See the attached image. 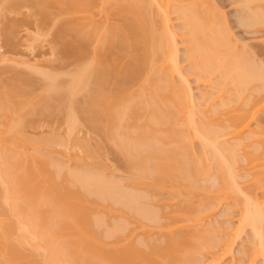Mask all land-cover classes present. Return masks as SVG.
<instances>
[{"label":"bare ground","instance_id":"1","mask_svg":"<svg viewBox=\"0 0 264 264\" xmlns=\"http://www.w3.org/2000/svg\"><path fill=\"white\" fill-rule=\"evenodd\" d=\"M31 1L32 0H6L5 5L7 8L4 7L5 5L3 7L6 8L5 10L7 12V10L10 11L9 9H11L12 11V9L14 10V8L21 7L25 3L28 6H31L29 4L30 2L32 5L36 4L35 6H37L38 8L35 7V9H39V12H41V14H45V13L49 14L50 9H52V7H54V9L55 7H58L61 10L62 16L63 14H66V15L69 14L73 16L71 20H68L70 18L64 19V20L62 19L64 21V25L62 23L63 26L60 29L63 35L65 34L66 37L70 35L69 37H71V39L73 38L71 40L72 42L66 41L67 43L65 44L64 41L62 40H65L66 38L64 36L65 39H63L62 35L59 34L60 32L58 33L60 36L57 35L56 40L58 41V44L63 43L61 48L63 47L64 44L66 45L65 49L62 48L64 50V51L62 50L63 54L65 53V56H66L65 60H67L68 57L69 59L77 58L76 61L79 62L76 70L75 71L73 70V72H71L70 74L71 78H69L70 80L68 83H66V85L60 83L59 82L60 80L57 79V76L52 74L55 72L54 70H53L54 72H50V73L47 72L48 74L46 75H45L46 72L44 73V76L48 81H46L47 83L46 85H44L46 87V89L44 88V90H46V94L42 98L39 99V101H41L39 102L40 104L43 101V105H42L43 110H41L42 113H44L46 110H49V108L50 109L52 108L50 100L53 95H54L53 98H55L56 95L55 94L52 95L50 94V92H56L55 90H59L60 93H62L63 97H61L60 94H58L59 96L57 95V97L54 99V100H57V98L59 97L58 101L60 103L62 102L64 103L68 97L71 98L70 100H72L74 96V99L72 101L67 102V106H68V103H70L69 104L70 106L68 107L65 106L66 108H69L67 109L69 111L67 113H68V123H69L70 129L74 131L77 129V127H80L81 125L80 123L83 122L80 119L84 117V119L86 120V124L89 123V127H92L93 131L94 129H95V132L101 131L100 133L104 134V135L101 134L103 135L101 136L103 138L104 136H106V138H104L105 140L108 138L109 140H113L114 141V142L112 141L113 143H115V140L117 139L121 140L119 141L120 146L118 147H121L122 154L124 155V156L122 155L123 160H125V165L129 168L128 171L131 172V170H133L134 173L135 172L137 173V174H134L133 172H131L134 175H138L139 178H137L136 176V181L138 180L139 182L141 181L142 183L145 182V184L150 182L148 184H150L153 187L152 189L175 190L173 191V193L174 192L176 193V191L177 193L179 192L178 196L180 195V199H182L181 196L183 193L181 192V189L184 188L183 191H185L186 187L189 189L194 188V184H197L196 181L199 182L201 180L200 179L201 176L202 175L205 176V174L207 173L206 171L207 164L204 160L205 158L204 153L207 150L203 151L205 147L206 149L208 148L209 150V153H207L208 151L206 153L211 155L213 158L212 159L213 163L211 162V164L212 165L217 164L216 167L218 171L221 172L220 174L221 182L217 181V182H220V187H217V188H220V189H217L219 191V194L213 195L214 198L215 196L217 197L214 200H218V199L221 200V198L222 199L224 198L223 200L225 201V197L227 198L229 197L233 199V196H236L238 192L240 191L242 192L245 189L244 187H242L244 189L241 190L239 186L240 184L238 185L239 183L238 174H240L241 172L238 173L237 169L235 170V168L238 167L236 165V162L238 163V160L242 158L237 159L236 154H237V150H239L237 148L240 147L241 144H242V147H245L243 146L245 145V143L244 144L242 143L244 138L242 139L240 134H242V137H243V132H245V130L248 129L251 126V124H253L254 121L256 122L257 120L261 119V118L259 119V114L261 113L260 109L262 107V102L264 103V94L261 96L260 93L264 89V68H263L264 66L261 64H258L260 61L257 62V60L255 59H254L255 62L252 59L253 63H250L251 60L246 61V60L240 59L241 57L243 58L244 55L247 56V54H244L245 52L241 53L242 52L241 51L240 53L242 55L239 56L240 54L236 52L237 48L233 52L232 48H235L234 47L235 45L231 46L232 42H230L231 40H229V38L232 36V35L230 36L231 32L227 30V27L223 22L224 19H222L221 17L222 14L215 13L219 9H217V7H216L217 10L211 9L213 5L210 2V0H209V3L206 2V0H38V2L36 3L34 2V0L32 2ZM253 1L249 0V2H253ZM256 1L257 2L259 1L258 2L259 6H261L259 8V13L257 11L259 7L258 5H257L258 6L257 9L254 7L256 9L255 10L256 12L255 13L251 12L252 15L253 14L255 15V16L253 15L254 17L246 13L248 15L247 19L248 20L251 19L250 20L251 24H247L249 22H246L245 25L246 24L249 26L253 25L254 26L253 28H256L257 26H260V25L261 26L264 25V0H256ZM245 4L246 3H244V5ZM154 8L155 10L158 8L157 12H154ZM247 8L249 10L251 9L249 7ZM173 10L179 15L177 16L180 17V19H182L181 22L183 24L181 23V25L182 26L184 25L183 27L185 28L184 29L185 32L184 30L183 32L185 33V37L187 38L190 37L189 40L188 39L186 40L188 43L190 42L189 43L190 45L189 44L187 45L189 47V50L187 52L188 54L186 53L187 54L186 58H189L191 62V64L190 63L189 64L193 65L192 67L193 69L191 71L195 70L194 73L197 71L200 72L199 74L197 72V75L200 78L198 80L209 78L207 77L208 75L203 76L205 73L206 74L212 73L213 75L214 73L215 74L219 73V78L221 76L222 82L220 80L219 81L222 83L220 84L222 85L223 88H224L223 84H225V81H228V82L230 81L231 83L232 82L234 83L235 87L234 86L233 87L235 88V91H234L235 94L233 93L234 95H229L232 97H229L230 99L228 98V101H224L222 104L223 107L226 108L230 106L232 107L233 103H236V104L238 103L237 106L234 105L236 107L233 106L234 107L233 109H231V107H230V110H227L229 108H226V109L224 108V111L226 113L221 114V115H224V117L227 116L226 117L227 124H228L227 126H223L225 124V122L224 124L222 123L223 121H221L222 123L221 125L218 122L219 124L218 127L214 125H210L209 123L208 124L210 125V127H207L208 124L199 125L198 123L199 121L197 120V118L194 116L193 113H199L203 111L202 114L199 113V115H203L206 109L205 111L203 109H201V111H199L198 109L193 110L194 108L192 107H194V105H196L197 102L193 105L194 99L190 98V96H192V92L190 91L191 94H188L189 91L187 92V90L189 88L188 87H187L188 89L185 88L188 82L184 84L185 86L182 85L184 86V88H181L183 89L182 92H180L181 90L180 88L177 87V85H173V77H174L173 74L177 76L176 71L179 73V71L181 70L180 69L181 67L178 70L179 62L177 61L179 60L177 59L179 57L177 53L180 52V49L178 50L179 46H177V44L179 45V43L176 41V38H175V36L178 34H176L177 31H172L173 27H171L170 29V26H169V23H170L169 15ZM214 10L216 11L214 12ZM36 11L38 12V10ZM98 14L100 17L102 15V20L100 19L99 16H97ZM217 14L219 15V17ZM96 16L99 18H97ZM114 17L118 18L120 20L119 21L120 23H118L116 18L115 19L117 22L114 23L115 22L114 21L115 19H113ZM112 19L114 22L112 21ZM244 22H245V19H244ZM226 30L227 32H230V34H228ZM228 35L230 36L229 38H228ZM90 45H92L93 47V49L92 47L90 48L92 49L91 59L87 56L88 54L87 50H89ZM32 63L34 64V62ZM59 71L60 70H57V73ZM182 73H179L181 75L180 77L183 80H185V77L182 75ZM191 74L193 75V72ZM19 76L20 75H18V77ZM119 76L122 77V78L120 77L121 80ZM25 77L28 78L29 76L28 77L25 76ZM203 77H206V78H203ZM19 78L23 79V83L26 82L23 77V74H22V77L20 76ZM19 78L18 79L16 78L18 80L17 83L15 82L16 80L15 78H14L15 80L13 79V82H11V80L9 81L11 83L7 81L10 87H8L7 85L8 88L7 90H4V92L0 88V90H2L0 91V113H1L0 116L4 118V120L2 119L0 121L4 122V126L6 123V126L4 127L5 129L3 127H1L2 130L0 129V145L2 143H6L3 141H8V143L4 144L5 146L7 144L9 145L10 144L9 141L11 142V140L14 139L10 137H7L10 140L6 139L5 135H7V133H10V132L16 133L17 135L16 134L15 135L19 139L20 138L19 133H22L21 131L24 128L22 125H24L23 120L25 119L23 120L21 119L25 117H23L22 115L23 113H21L20 111L23 109V107L25 108V106L29 104V101L31 100L29 92L31 90L28 88L30 90L28 92L27 88H25L26 84L24 86L22 82L20 83ZM30 78L32 79V77ZM256 82L258 83L261 82V84L259 85L256 84V87L259 88L261 86L260 87L261 89L260 88L257 89L255 86L252 88L257 89L256 93L261 91L258 94L255 93L256 95L258 96L260 95L261 97H256L254 94L253 96L254 98L250 97L252 99L251 101L250 98L248 97V92L246 90L247 88L248 90H252L249 88L251 87V84L253 85ZM27 83H28V80H27ZM223 88L221 89L222 91L220 92L225 91V89L223 90ZM82 91L86 93L85 94L86 99L84 100L82 99L83 101H79V102L77 100L76 103H73L75 102L74 101L76 97L75 94L81 93ZM184 93H186V95ZM214 93L215 92L213 91V94H211L210 96H213ZM245 93L247 97L244 96ZM218 94L219 92L217 94L215 93V96H218ZM27 96L30 98H28ZM185 96H187V100ZM223 96L224 94L221 97L219 96L220 98L219 97L217 98L221 99L223 98ZM188 97H189V100H188ZM64 98L65 100L62 101V99ZM217 98L215 97V99ZM248 98L249 100H247ZM203 99L206 100V97L203 96ZM189 101H191V103ZM185 102H187L186 106L190 108L185 107V104H186ZM209 102L210 101H208V104ZM34 104L36 105V103ZM29 106L31 105L29 104L28 107ZM38 107H37L36 112H38ZM220 107L222 106L220 105ZM35 108L36 107H34V110ZM39 109L41 108L39 107ZM52 109L54 110V107ZM52 109L49 110V112L52 111ZM34 110L31 109L30 113L32 114ZM29 111L25 112L26 114L25 113L24 114L31 115L30 113H28ZM183 111H184V116L183 115L179 116V113L181 112L183 113ZM49 112L46 111V113H49ZM206 113L208 112L206 111ZM18 115L20 117L16 119L15 117L16 116L18 117ZM216 115L218 116V114ZM213 118L214 117L209 118V119L213 120ZM219 118L216 117V119H219ZM222 119L223 117L219 120H222ZM204 120L208 121V119H204ZM219 120H215V121H219ZM20 121L21 122L23 121V124ZM261 122H262L261 130L259 129V126H257V128L259 129L260 134L264 135V131H263L264 126H262L264 124L262 120L259 121V123ZM210 123L212 124L214 122H210ZM256 123L258 124V121ZM214 124H217V123H214ZM257 124H254V125H257ZM0 125L2 126L3 123H0ZM254 130L253 131L250 130V131L254 132L257 135V132L259 131L256 132ZM229 134L234 135V137L236 136V138H237V135H240L238 136V138L239 139L241 138L242 141L241 139L237 140L240 142L236 141L237 143L233 145L234 147L231 144L230 146L227 141L225 142L224 140L222 142L220 141L219 139L220 137H222L223 135L224 136L226 135L227 137H229ZM72 135L75 137L74 134ZM256 135H252V137ZM10 136H13V134H10ZM22 136H23L21 137L22 141H20L21 138L17 140L15 137L17 142H15L16 141L15 139L12 142L18 143L20 141L23 143L24 134H22ZM249 137L250 136H248V138ZM52 138L54 139V137ZM193 138L199 139V141L200 140L203 141V143L200 141V143L204 145V146L200 145L201 148L203 147V149L201 150V152L203 153L199 156H196L195 154L192 153L191 149L194 148L195 146V145L194 146L192 145L193 143H195V142L192 143V141H194ZM223 138L224 137H222L221 139ZM42 139L43 138L40 139L41 140L40 142H42ZM71 139H75L74 141L77 140L76 137L71 138ZM108 139H107V142H108ZM59 140L57 142H59ZM218 140H219V143H217ZM55 141L53 144L57 143ZM25 142L27 144L28 141L26 140ZM78 143L76 144L78 145ZM12 144H11V147L15 146V144L14 145ZM49 144L48 145L46 144V145L49 146ZM79 144L82 145L83 142ZM85 144L88 146L87 143ZM263 144H264V141H263ZM86 145L85 146L82 145V147H86ZM5 146L2 148H5ZM41 146H42V143H41ZM43 147L44 146H42L41 148ZM2 148L0 150H2ZM88 148L87 150H89ZM257 148L258 149L255 148L256 150H258L257 152H261V153H257L255 151L254 152L250 151L251 152L250 153L249 150H247V152L249 153H246L245 157L243 156L244 154L242 155L240 154L241 157L243 156L244 159L246 158L245 159L246 162L245 161L244 162L245 164H247V166L246 165L241 166L242 167L241 169H244L243 167H247L246 170L244 169V171L245 172L250 171L249 172L250 174L246 173L247 176L245 174V177L250 178L252 176L253 178H251V181L252 179L253 181L249 182L251 184L246 183V185L249 184L248 189L246 187L247 193L245 190V193L242 192L243 194L242 197L241 196L238 197V195L236 196L237 198L235 197L236 201H238L239 206H242L241 218L239 217L240 218L239 221L242 224L241 226H244V227H246L247 225L251 226V228L253 229L252 231H254V235L257 240L256 245L258 246L256 248L254 247L255 248L254 252H252L254 249L253 247H252V250L251 248L249 249L251 252L248 250L249 251L248 254L250 256L249 259L254 258L251 256L253 253H255V255L253 254L255 256V260L257 256L264 257V199H263L264 195H263V198H260L263 200H260L257 195L258 193H256L257 190H259L260 188H261L260 190H262L264 187V152H262L264 151V149H262L261 151L259 150V147ZM7 149H6V152H8L7 155L3 154L5 151L4 149H3L4 150L3 153H1L2 151H0V162H1L0 165L2 166L1 172H0V179H1L0 182L2 181V184H3L2 190L5 189L4 194L6 193L3 196H5L7 201L9 200L10 203H12L11 213L16 215V217L14 218H16L17 220L15 221L14 219L13 221V219H11L13 216L7 215L6 211L5 212L3 210L0 211V264H44L43 259L42 261H40L41 260L40 258H39L40 260H38L37 257L33 258L32 257L33 255L31 256V253H29L30 252L29 249H27L28 251H25L26 247L21 248V246L24 243L26 244L27 242H29L27 243L28 245L30 243L32 244V246L34 245L33 249H36L35 250L36 252L37 250L41 251V249H43L45 250L43 251L45 252V254L48 253L46 254L48 256L43 257V258L45 257L48 258V263H45V264H183V263L188 264L189 263L188 260L190 258L189 256H192L190 254H192L193 252H197V250H199L198 245L200 246L203 243V241L200 242L201 244H197L198 242H196V239L200 241L202 236L201 234L199 235V232L196 229L195 231H193L194 230L193 228L196 227V226L193 227L194 224L197 221H200L202 218H199V216H202L204 213H207L208 209H210L211 207L213 208V205H218L219 203L220 204L223 203V202H220V200L218 204H216L215 202H213L214 203L213 204V203H210L211 201H209L211 206L209 204L207 206L208 208L207 209L205 208L206 210L199 211L197 209L200 213L203 212L202 214L199 215L198 211L195 212V210H193L194 205L192 206L191 204V206L189 207L186 205V204L190 205L189 202L188 203L186 202L185 203L186 206H184L182 205L184 203L182 204L176 203L177 201L173 200L175 202V205L179 204V207L174 209L175 207L173 208V206L175 205L171 206V208H173L174 210L170 209L172 210V212L170 211L171 214L169 215L167 214V217H170L169 218L170 221H167L168 223L163 222L164 224H159L158 220L160 221V219L155 220L157 217V215L155 214L156 210L153 211L154 210L153 209L152 211H149L147 209L148 211L142 212L141 210L143 209L141 208L139 209L140 207L139 204H138L139 207L136 204L137 203L136 201L137 192H135V195H129L132 193L128 192L129 194H126L125 192L124 194H126V196H124L123 194V195H120L121 197L120 198L118 196V193H119L118 191L117 198L118 197L120 198V199L118 198L119 201H122L123 199L122 196L127 198L126 199L127 202H124L123 204L125 205L126 208H128V210L131 211V215L132 213L135 214V212L139 213L140 211L141 217L143 213L145 218H148L149 220L151 219L152 221L154 220L157 221L158 225H160L161 227V231L163 232V234L161 233V231L158 232L157 235H159L160 233L159 237H157L156 235V237L158 238V241L154 240V238L153 240H150V238L147 240L149 236H152V234L154 235L156 233V232L155 233L153 232L151 235L148 234V237L146 235L147 237L146 241L142 243L143 241V238H142L141 241L140 240L138 241L140 242V244H138L134 242L136 241L134 237H136L137 235L133 237L134 238L133 240L132 238L129 237V235L132 237L133 235L131 234L132 232L130 233L127 232L128 235L127 233H125L127 230V227L125 225L126 223L123 225L122 223L126 219L127 221H129L128 218L126 219L124 218L125 220L121 222V224H119V222L116 221L117 224L119 225L115 226L114 227L115 229L113 228V231H108L107 233H104V232H100L99 230V225L100 226L101 224L104 225V223H106L105 222L106 220H104L102 216L101 217L98 216L99 214H97V211H96L97 201L95 199H94L95 201L91 199V195L95 192L96 194L98 193L97 196H99V194L100 193L102 194L103 192L104 194V195L102 194L103 197L105 195L110 197L108 190H106V187H105L106 185L107 186L109 185V183L107 184L105 183L106 181L112 182V180L108 179V177L106 178L105 175L100 176L102 177L101 179L99 177V179L101 180V183H102L103 177L106 179V181L103 180L104 184L102 183V185L100 184V186H99L100 182L98 183V185L96 183L98 182V179H97L98 177L96 179L94 178L96 181L94 182V184L92 183L94 181L92 180V177L95 175V173L93 176L90 174L86 175L84 173L82 174L75 173V174H72V176H69V178H67L66 176V179L59 180L58 179L59 176L57 177V174H55L54 171L52 172L50 170L52 166L50 168L48 167V163H46V161L48 160H45L44 158L40 156L44 160H42L39 157L40 160L36 161L35 158L31 157V153H29L30 157L29 155L28 156H12L13 153H11V150H9V147ZM11 149L14 150L13 148ZM85 149L86 148H84V150ZM240 149L244 150L246 148L244 149L240 148ZM93 150L94 149H92V151ZM9 151H10V154H9ZM43 151L44 150H42L41 152ZM94 151L96 152V150ZM37 153H38V150H37ZM8 154L11 156L8 157L9 156ZM90 155H95V153L94 154L90 153ZM36 156H39V155H36ZM100 156L101 155H99V152H98L97 157L99 158ZM238 156H239V152H238ZM2 157H6V160L3 159ZM51 158L53 157L51 156ZM235 159H237V161H235ZM52 160H55V159H52ZM214 161L216 162L214 163ZM242 161H240V163H244ZM204 162L206 166H204L205 165ZM61 165H64V164L62 163ZM235 165L236 167L234 168ZM102 166H99V167L101 168ZM209 166H211L210 163H209ZM56 167L58 168L57 170L59 172L63 173L61 171L63 167L60 168V164L56 165ZM93 167L94 166H92L91 168ZM96 167L97 166H95V170H96ZM89 169L90 168L88 167V170ZM208 169L210 168L208 167ZM224 169L226 170L225 173H224ZM88 170L86 168V171ZM99 171L100 170H98V172ZM102 171L103 170H101V172ZM234 171H237V173L235 172L237 175L234 174ZM75 172H77V170ZM68 173L70 174V172ZM96 175H99V174L96 173ZM96 175L94 177H96ZM235 176L238 177V180H237L238 183L235 181ZM215 177H217L216 174L214 178ZM139 182L137 183V185L139 184ZM141 182H140V185H141ZM95 184L97 186H95ZM148 184L146 185L148 186ZM217 185L219 186V183H217ZM130 186L132 187L131 184ZM2 190L0 191L2 192ZM120 192H122V190ZM147 192H150V190ZM164 192L166 193L165 190ZM164 192L162 191V194ZM167 192H169L171 194L170 196L172 197L173 195L172 191L171 192L167 191ZM188 192H190V190ZM122 193H119V194H122ZM194 193L196 194L197 192L194 191ZM213 193H216V192L214 191ZM137 194L139 195V193ZM141 194L142 196L145 197V194L144 195L143 193ZM155 194L157 195V193ZM150 195L154 197L151 194V192H150ZM160 195H161V192H160ZM164 195L166 196V194ZM184 195L186 196V194ZM178 196L176 195V197ZM0 197H2V195ZM173 197L174 199L176 198L175 196ZM193 197H195V195ZM5 198L3 200L4 202L6 200ZM149 199H152V198H149ZM176 199H179V197ZM9 201L8 203L6 202L7 205L10 204ZM160 201H164V200H160ZM169 201H170V198H169ZM179 202H183V200L182 201L179 200ZM116 203L117 202H115V204ZM142 203L144 202L142 201ZM159 203L162 205L161 202ZM169 204L170 203H168V205ZM3 206H6V205L3 204ZM117 206H118V203H117ZM109 207L112 208L110 204H109ZM7 208H9V205ZM106 208H104L105 211H106ZM111 208H108V209L110 210ZM114 208H117V207H114ZM114 208H112L111 210H113ZM196 208L198 207L196 206ZM212 208H211V211H212ZM100 209L102 210L103 208H100ZM122 209H123V213H125L124 208ZM122 209L121 210L118 209L116 211H119V210L122 211ZM7 210L9 213V209ZM110 212H108L109 217H110ZM166 212H169V211H166ZM5 213L9 217L11 216L10 219L9 217L4 218L6 220L9 219V221L1 220L2 217L6 216ZM117 213L120 214V212H117ZM129 214L130 213H128V215ZM140 214L138 216H140ZM126 215H127V212H126ZM163 216H164L163 218L165 219L166 216L165 215ZM123 217H122V220H123ZM112 218L113 217H111L110 220H112ZM119 219H120V216H119ZM139 220L137 219L136 226L133 223L135 227H137ZM134 222L136 221L134 220ZM109 223L113 224V222L111 221H109ZM152 225H156L155 222L154 224L152 223ZM240 228L241 227H238L237 230L239 231ZM108 229H111V227ZM133 229H134L133 233L135 234V231L137 230V228L136 229L133 228ZM133 229L131 228L130 231ZM103 230L105 231V229ZM237 230L234 233L230 232L232 239L233 237H235L234 239H236V235L238 237ZM19 231L22 233H20ZM18 232L20 234H18ZM123 233H125L127 236L123 235ZM140 234H142V232ZM140 234H138V236ZM197 235L200 236V237L198 236L200 239L196 237ZM109 238L110 239L112 238V239L109 240ZM208 239L210 240L211 238L209 237ZM209 240L205 239L204 241L208 242ZM20 244L22 245L20 246ZM228 244L229 246L231 245L230 241L228 242ZM228 244H225L227 245L225 246V248L226 247L228 248ZM201 247L202 245L200 246V250L205 249L204 247H207V246H204L203 248ZM33 249L30 248L32 254L34 252L32 251ZM226 249H223L224 250L223 253L225 254L229 253L230 252L229 249L231 248H229L227 252H226ZM246 249L244 248L243 253ZM26 252H28V254L30 255H27ZM195 255L196 254H194L193 256ZM36 256L39 257V255L37 254ZM195 259L198 260V258H195ZM252 260L253 259H251V262ZM199 262L201 261L199 260ZM202 263H199V264H202ZM194 264H198L197 261L194 262Z\"/></svg>","mask_w":264,"mask_h":264},{"label":"rangeland","instance_id":"2","mask_svg":"<svg viewBox=\"0 0 264 264\" xmlns=\"http://www.w3.org/2000/svg\"><path fill=\"white\" fill-rule=\"evenodd\" d=\"M33 1V0H32ZM31 1V2H32ZM253 1V0H252ZM34 2L36 3V2H38V0H34ZM33 2V3H34ZM206 2H208L209 3V0H206ZM210 2L212 3V5L214 6V8H213V6H212V8L211 9H216V7H217V9H219L218 11H220V12H215L216 10H214V12L215 13H219V14H222L221 15V17H222V19H224V24L226 25V27H227V30L228 31H230L231 32V34H230V32H227V30H226V32L228 33V34H230V36L228 35V38H229V40H231L230 42H232V45L231 46H234L235 48H232V50H233V52L236 50V48H237V50H236V52L238 53V54H240L239 56H241L242 54L241 53H243V52H245L244 54H247V56H243V58L241 57H239L240 59H242V60H246V61H248V60H251L250 61V63H253V61H254V59L255 60H257V62L258 61H260L258 64H261V65H263L264 66V25L263 26H257L256 28H253L254 26L253 25H247V24H251L250 23V20L251 19H247V16L248 15H252L251 14V12H253V13H255L256 11V9H257V7L259 6V1L257 2L256 0L255 1H253V2H249V0L247 1V0H210ZM251 3V4H249V3ZM5 3H6V0L4 1V0H0V88L3 90V92H4V90H7V88L8 87H10V85H8V82L11 80V82H13V79L15 78H19L20 76L22 77V74H23V77H24V79H25V83H23V79H21V78H19L20 79V83L22 82L23 83V85L25 86V84H26V87L25 88H27V90H28V92L30 93V97H28L29 96V94H28V98H30L31 100H32V102H31V100L29 101V104L31 105V106H29L28 107V105L29 104H27L26 106H25V108L23 107V112H22V110L20 111L21 113H23L22 115H23V117H25V118H22L21 120H23V119H25V120H23L24 121V125H22L24 128L22 129V133H19L20 134V136H19V134H18V136L21 138V137H23L22 136V134H24V138H23V143H25V144H23L22 142H20V141H22V138L20 139V143L18 144V143H13L12 141H14V139H15V137H16V133H14V132H10V133H7V135H5V137H6V139L7 140H10V139H8L7 137H10V138H14L13 140H11V142L13 143H11L10 141H9V145L7 144L6 146L4 145V144H6V143H8V141H3V142H6V143H2L0 146V149L2 148V147H4L5 146V148L7 147H9V150H11V153H13L12 154V156H28L29 155V153H31V157L32 158H35V160L36 161H39L40 159H39V157L41 156L42 158H44L45 160H48V161H46V163H48V167L50 168L51 166V168H50V170L53 172L54 171V173L55 174H57V177H58V179L60 180H63V179H66V176H67V178H69V176H72V174H82V173H84V174H86V175H88V174H90V175H94V173H95V175H96V173H98L99 175H96V177H92V180H94L92 183L94 184V182L96 181L95 179L97 178L98 179V182H96L97 183V185H98V183H99V186H100V184L102 185V183L104 184V181H106V179L103 177V179H102V183H101V178L102 177H100V176H104L105 175V177L107 178L108 177V179H110V180H112V182H113V184H112V182L110 181H106L105 183L107 184V183H109V185H111V186H107L106 184V190H108V193H109V195H110V197L109 196H107V195H105L104 197H103V192H102V194L100 195L99 194V196H97V194L94 192L92 195H91V199H95L96 201H97V207H96V205H95V207L97 208H95L96 209V211H97V214H99L98 216H102V218H104V220H106L105 222L106 223H104V225H102L101 224V226L99 225V230H100V232H104V233H107L108 231H113V228L115 227V226H117V225H119V224H121V222H123L126 218H128V220L129 221H127V219L122 223V225L123 224H125L126 225V227H127V230H126V232L125 233H127V232H132L131 234H133L132 235V237L129 235V237L130 238H132L133 240H134V238L136 239V241H134V242H136V243H138V244H140V242H138L139 240L141 241V239L143 238V241H142V243L144 242V241H146V238L148 237V234H152L153 232L155 233L154 235L152 234V236H149L148 238H147V240L150 238V240H153V238H154V240H156V241H158V238L157 237H159V235H160V233H159V235H157L158 234V232H160L161 231V227H160V225H158V222H159V224H164V223H168L167 221H170V217H167V214L169 215V214H171V212H172V210H170V209H173L174 207V209H176V208H178L179 207V204H177V205H175V202L174 201H177L176 203H180V204H182V203H184V204H182V205H184V206H191V204H192V206L194 205V208H193V210H195V212H197L198 210L199 211H204V210H206L208 207V205L210 204V203H213V202H215L216 204H218L219 203V200L220 199H218V200H214L215 198H217L216 196H215V198H214V194L215 195H218L219 194V191L217 190V189H220V188H217V187H220V174H221V172L220 171H218V169H217V167H216V165L217 164H215V165H212L211 164V162L213 163V161H212V156L211 155H209V154H207V153H209V150H208V148L206 149V147L203 149V147L201 148V146L200 145H202L201 143H200V141H199V139H196V141H195V139H194V141H192V143L193 142H195V143H193L192 145L194 146V148H192L191 150H192V153L193 154H195L196 156H199V155H201L203 152H201V150L203 149V151L204 150H207L204 154H205V158H204V160H205V162H206V164H207V169H206V171H207V173L209 174H207L206 173V171H205V176H203L202 174V176H201V180L198 182V181H196V183L197 184H194V188H192V189H189V188H187L186 186V190L185 191H183V189L184 188H182L181 189V192L183 193L182 194V196H181V198L182 199H180V195L178 196V194H179V192L177 193V191H176V193L174 194L173 193V191H175V190H167V189H152L153 187L150 185V184H148V183H150V182H148V183H146V184H148V186L145 184V182L144 183H142L141 181V185H140V182H139V184L137 185V181H136V176H137V178H139L138 177V175H134V174H137L136 172L134 173L133 172V170H131V172H133L134 174H132L131 172H129L128 170H129V168L125 165V160H123V154H122V150H121V147H118V146H120V142L119 141H121V140H115V143H113L114 141L113 140H109L108 138V142H107V139L105 140L104 138H106V136H104V138L103 137H101V136H103L104 134L103 133H100L101 131H98V132H95V129H94V131H93V129H92V127H89V123L88 124H86V120L84 119V117H82V119H80V120H82L83 122L82 123H80L79 125H80V127H77V129L76 130H71L70 129V127H69V123H68V113L67 112H69L67 109H69V108H66L65 106H67V102H70V101H72L73 99H74V96H73V98H72V100H70L71 98H67L66 100H68V101H66L65 100V98L64 99H62V101H64L65 100V102L63 103L62 101V103H60L59 101H58V99H59V97L57 98V100H54L56 97H57V95L58 94H60V96L61 97H63L62 96V93H60V91L59 90H55L56 92H50V94H55L56 96H55V98H53V96L51 97V100H50V103H51V106H52V108L54 107V110L52 109V111H50L49 112V110H51L50 108H49V110H46V111H48L49 113H46V111L44 112V113H42L41 112V110H43V108H42V105H43V101H42V103L40 104L39 102H41V101H39V99L40 98H42L45 94H46V90H44V88L46 89V87L44 86V85H46V81H48L46 78H45V76H44V73H45V75L46 74H48V73H50V72H54V73H52V74H54V75H56L57 76V79L58 80H60L59 82L60 83H62V84H64V85H66V83H68L69 82V78H71V72H73V70L75 71L76 70V68H77V65L79 64V62L78 61H76V59L77 58H70L69 59V57H68V59L67 60H65V58H66V56H65V53L63 54V49H65L66 48V43L67 42H70L72 39H71V37H69L70 35L69 34H67V35H69L68 37H66L65 36V34L63 35V33H61V28H62V26L64 25V19H68V18H70V19H68V20H71L72 19V17L73 16H71V15H66V14H63V16L61 15L62 13H61V10L58 8V7H55V9H54V7H52V9H50V13L49 14H47V13H45V14H41V12H39V9H35V7H37V6H35V5H32L30 2H29V4L31 5V6H28L26 3V6H25V4H23L21 7H18V8H14V10L12 9V11H11V9H9L10 11H8L7 10V12H6V5H5ZM244 3H246L245 5H244ZM247 3H248V5H247ZM38 4V3H37ZM255 4H256V6H255ZM5 5V6H4ZM258 5V6H257ZM6 7V8H4V7ZM209 6V5H208ZM251 6V7H250ZM211 7V6H210ZM247 7H249V8H251L250 10L247 8ZM256 9H255V8ZM261 6H259L258 7V9H257V11H258V13H259V8H260ZM38 8V7H37ZM158 9V8H157ZM157 9L155 10V8H154V12H157ZM253 9H254V11H253ZM4 10V11H3ZM36 10H38V12L36 11ZM60 10V11H59ZM49 11V10H48ZM260 11H261V9H260ZM173 12H175L174 10L170 13V19H169V26H170V29H171V27H173L172 28V31H177L176 32V34H178V35H176V36H178V37H176L175 36V38H176V41L179 43V45L177 44V46H179L178 47V50L180 49V52H178L177 54H178V56L180 57H178L177 59H179V60H177L179 63H178V70H179V68L181 69L180 71H179V73H182V75L185 77V80H183L180 76V74L176 71V74H177V76L175 75V74H173L174 75V77H173V85H177V87L178 88H180V92H182V90L183 89H181V88H184V84H186L187 82H188V86L186 85V87L185 88H187L188 90H187V92H188V94H191L190 93V91L192 92V96H193V98H192V96H190V98L191 99H194L193 101H194V103H193V105L196 103V105H194V107H192V108H194L193 110H196V109H198L199 111H201V109H203L204 111H205V109H206V111L209 113H206V111L203 113V115H199V113H201L202 114V112L203 111H201V112H199V113H193L194 114V116L197 118V120L199 121H197L196 119V121L199 123V125L200 124H203V125H207L208 123L210 124V125H214V126H216V127H218L219 126V124H218V122L220 123V125L223 123L224 124V122H225V124L223 125V126H227L228 124H227V116L226 117H224V115H221V114H223V113H226L225 111H224V108L225 107H223V102L224 101H228V98L229 97H232V96H229V95H234L235 94V86H234V83L232 84L230 81L228 82V81H225V84H223V86H224V88L222 87V78H221V76H220V78H219V73H214V75L211 73V74H204L203 76H207V77H209V78H206V77H203V78H206V79H203V80H198V79H200L199 78V76L197 75V72H198V74L200 73L199 71H197V72H195L194 73V71L195 70H193V71H191L193 68V65H190L191 64V62H190V60H189V58H186L187 57V52H188V50H189V47L187 46L189 43L186 41L187 39L189 40V38L190 37H185V28L181 25V20L182 19H180V17H178L179 15L175 12V13H173ZM249 12V13H248ZM4 13H6V14H4ZM248 15H247V14ZM36 14V15H35ZM38 14V15H37ZM155 14H157V13H155ZM6 15V16H5ZM101 15V14H100ZM178 15V16H177ZM218 15V14H217ZM254 15V14H253ZM252 15V16H253ZM97 16H99V14L97 15ZM96 16V17H97ZM255 16V15H254ZM253 16V17H254ZM100 17V16H99ZM99 17H97V18H99ZM218 17H219V15H218ZM220 17V18H221ZM244 17V18H243ZM250 17V16H249ZM6 18V19H5ZM116 17H114L113 19H115ZM63 19V20H62ZM100 19L102 20V15H101V17H100ZM113 19H112V21H113ZM117 19V21H118V23H120L119 21V19L118 18H116ZM116 19L113 21L114 23H116L117 21H116ZM221 19V20H222ZM244 19H245V22H244ZM67 20V21H68ZM171 20V21H170ZM246 22H249V23H247L246 25H245V23ZM15 23V24H14ZM62 23H63V25H62ZM227 23V24H226ZM183 24V23H182ZM224 25V26H225ZM8 27V28H7ZM15 27V28H14ZM225 27V28H226ZM257 28H259V29H257ZM260 28H262V29H260ZM183 30H184V32H183ZM8 31V32H7ZM60 32V33H59ZM61 34L62 35V38L63 39H65V40H62V41H64V45H63V49L61 48V46H62V44L63 43H61V44H58V41L56 40L57 39V35H59V34ZM184 33V34H183ZM45 34V35H44ZM182 34V35H181ZM60 36V35H59ZM64 36H65V38H64ZM72 36V35H71ZM184 37V38H183ZM62 38H60V39H62ZM61 41V42H62ZM67 41V42H66ZM10 42V43H9ZM72 42V41H71ZM229 42V43H230ZM59 45V46H57V45ZM190 45V44H189ZM65 46V47H64ZM187 46V47H186ZM92 47V45H90V47H89V50H87V53L89 54H87V56L91 59V57H92V49H93V47H92V49H90ZM239 49V50H238ZM63 50V51H62ZM242 51V52H241ZM90 52V53H89ZM235 52V53H236ZM241 52V53H240ZM187 53V54H186ZM186 55V56H185ZM237 55V54H236ZM248 55H249V57H248ZM251 55V56H250ZM65 56V57H64ZM71 57V56H70ZM252 59H253V61H252ZM32 60V61H31ZM29 61V62H28ZM32 62H34V64H36V65H34ZM76 62H78V63H76ZM255 62V61H254ZM256 62V63H257ZM190 63V64H189ZM255 64V63H254ZM180 65V66H179ZM257 65V64H256ZM30 66V67H29ZM39 66V67H38ZM258 67H259V65H258ZM262 67V66H261ZM56 68V69H55ZM264 68V67H263ZM35 70V71H34ZM54 70V71H53ZM57 70H60L58 73H57ZM48 72V73H47ZM193 72V75L191 74ZM186 74V75H185ZM18 75H20L19 77H18ZM201 75H202V73H201ZM210 75V76H209ZM25 76H29L28 78H26ZM30 77H32V79L30 78ZM121 76H119V78H120ZM197 77V78H196ZM122 78V77H121ZM121 78H120V80H121ZM9 79V80H8ZM14 79V80H15ZM15 80V82L17 83L18 82V80ZM30 79V80H29ZM176 79V80H175ZM180 79H181V81H180ZM188 81H187V80ZM27 80H28V83H27ZM117 80H119V79H117ZM175 80V81H174ZM207 80V81H206ZM221 82H220V81ZM8 81V82H7ZM31 81V82H30ZM183 81H184V83H183ZM186 81V82H185ZM11 82H9V83H11ZM14 82V83H15ZM65 82V83H64ZM175 82V83H174ZM224 82V81H223ZM30 83V84H29ZM221 83V84H220ZM2 84H3V86H2ZM19 84V83H18ZM218 84H220V85H218ZM227 84V85H226ZM256 84H261V82H256V83H254L253 85L251 84V87L249 88V89H252V90H248V88H247V92H248V97L250 98V97H253L254 96V94L256 93V91H257V89H259V88H257L256 87ZM7 85H8V87H7ZM21 85V84H20ZM182 85H184V86H182ZM182 86V87H181ZM219 86H220V88L222 87L223 88V90L225 89V91H223V92H220V91H222L220 88H219ZM226 86V87H225ZM231 86V87H230ZM234 86V87H233ZM256 87L257 89H255V88H252V87ZM263 86V85H262ZM175 87V86H174ZM249 87V86H248ZM4 88V89H3ZM30 90H29V89ZM220 89V90H219ZM261 89V88H260ZM2 90H0V91H2ZM54 91V90H53ZM57 91H59V92H57ZM178 91V90H177ZM184 91H185V89H184ZM213 91L217 94L218 92H219V94H218V96H215V93H214V95L213 96H210L211 94H213ZM218 91V92H217ZM227 91V92H226ZM245 91V92H246ZM258 91H260V90H258ZM80 92V91H79ZM83 92V91H82ZM76 93L75 95H76V97H75V102H73V103H76L77 102V100H78V102L79 101H83L84 99H86V93L85 92H83V93ZM225 92V93H224ZM250 92V93H249ZM252 92V93H251ZM254 92V93H253ZM261 92V91H260ZM260 92H258V93H260ZM263 92V93H262ZM261 93H260V95L262 96L263 94H264V89H263V91H262ZM224 94V96H223V98H221V99H219L222 95ZM230 93V94H229ZM234 93V94H233ZM258 93H256V94H258ZM83 94V95H82ZM185 95H186V93H184ZM206 94V95H205ZM251 94V95H250ZM255 94V96L256 97H261L260 95L258 96V95H256ZM32 95V96H31ZM34 95V96H33ZM182 95V94H181ZM228 95V96H227ZM51 96V95H50ZM59 96V95H58ZM78 96V97H77ZM184 96V95H183ZM203 96H205L206 97V100L205 99H203ZM217 98V97H219V98H217V99H215V97ZM225 96H227V97H225ZM244 96L245 97H247V95H246V93L244 94ZM186 97V100H187V96H185ZM210 97H211V99H210ZM244 97V98H245ZM23 98V97H22ZM183 98V97H182ZM208 98V99H207ZM249 98L247 99V100H249ZM254 98V97H253ZM83 99V100H82ZM185 99V98H184ZM215 99V100H214ZM230 99V98H229ZM21 100V99H20ZM29 100V99H28ZM42 100V99H41ZM61 100V99H60ZM188 100H189V97H188ZM206 102H205V101ZM246 100V99H245ZM244 100V101H245ZM250 100L252 101V99L250 98ZM262 100H263V98H262ZM22 101H24V100H22ZM208 101H210L209 102V104H208ZM211 101H212V103H211ZM190 103H191V101H189ZM188 102V103H189ZM32 103V104H31ZM34 103H36V105L34 104ZM80 103H82V102H80ZM79 103V104H80ZM186 104H185V107L187 108L188 106H186L187 105V102H185ZM189 103V104H190ZM199 103V104H198ZM206 103V104H205ZM245 103V102H244ZM39 104H40V106H39ZM70 103H68V106H70L69 105ZM72 104V103H71ZM205 104V105H204ZM208 104V105H207ZM211 104V105H210ZM25 105V104H24ZM23 105V106H24ZM34 105V106H33ZM197 105H199V106H197ZM201 105H203V106H201ZM220 105L222 106V107H220ZM234 105H238V103L236 104V103H233L232 104V107H231V109H233L234 107H236V106H234ZM263 105H264V103L262 102V107H261V109H260V114H259V119L260 120H262L263 121V124H264V107H263ZM41 108V109H39V107ZM62 106V107H61ZM64 106V107H63ZM67 106V107H68ZM191 106V105H190ZM196 106V107H195ZM212 106V107H211ZM219 106V107H218ZM234 106V107H233ZM34 107H36L35 108V110H34ZM37 107H38V112H36V110H37ZM59 109H58V108ZM184 107V108H185ZM198 107V108H197ZM202 107V108H201ZM205 107V108H204ZM215 107V108H214ZM218 107V108H217ZM230 107H226V108H229V109H227V110H230ZM22 108V107H21ZM57 108V109H56ZM188 108H190V107H188ZM211 108H212V110H211ZM221 110H220V109ZM225 108V109H226ZM27 111H29V109H30V111L28 112V113H30L31 112V109H33L34 111L33 112H35V113H33L32 112V114L31 115H25L26 113L25 112H27ZM25 110V111H24ZM185 110H187V109H185ZM184 110V111H185ZM223 110V111H222ZM41 113H40V112ZM184 111H183V113L181 112V113H179V116H181V115H183L184 116ZM212 111V112H211ZM218 111V112H217ZM222 111V112H221ZM263 111V112H262ZM195 112V111H194ZM215 112V113H214ZM25 113V114H24ZM186 113V112H185ZM213 113V114H212ZM1 114V113H0ZM205 114H206V116H205ZM215 114V115H214ZM216 114H218V116L216 115ZM223 117V119L222 120H219V119H221L222 117L220 116V115ZM214 115V116H213ZM210 116V117H209ZM214 117L213 118V120H211V119H209V118H212V117ZM20 116L18 115V117L16 116L15 118L17 119V118H19ZM194 117V118H195ZM204 117H206V118H204ZM208 117V118H207ZM216 117L217 118H219V117H221V118H219V119H216ZM4 120V118H2L1 116H0V120ZM203 119V120H202ZM204 119H208V121H206V120H204ZM225 119V120H224ZM85 120V121H84ZM215 120H219V121H215ZM260 120H257L258 121V124L254 121L253 122V124H251V126L248 128V129H246L245 130V132H243V137H242V134H240L241 135V138L243 139V141H242V139H241V141H242V143L244 144L245 143V145H243V146H245V147H242V144H241V146L240 147H236L237 149H239V150H237L236 148V150H237V159H239V158H242V159H239L240 161H242V162H244L245 161V159H244V157H245V154L246 153H249L250 151H255V152H257L258 150H256V149H258L257 147H259V150H261L262 151V149H264V144H263V139H264V137H262V136H264V135H261L260 134V131H259V129L261 130V124H262V122L261 123H259V121ZM23 121L21 122L22 124H23ZM221 121H223L222 123H221ZM204 122H205V124H204ZM210 122H214V123H217V124H214V123H210ZM0 123H3V125L1 126L0 125V129H1V127H5L6 126V123H5V126H4V122H2V121H0ZM28 123V124H27ZM68 124V125H67ZM208 124V126L207 127H210V125ZM254 124H257V125H254ZM257 126H259V129L257 128ZM262 126H264V125H262ZM26 127V128H25ZM69 127V128H68ZM213 127V126H212ZM252 127V128H251ZM215 128V127H214ZM251 128V129H250ZM254 128H255V130H254ZM5 129V128H4ZM26 129V130H25ZM2 130V129H1ZM71 132H70V131ZM259 131V132H257V135L254 133V132H251V131ZM264 131V130H263ZM24 132V133H23ZM27 132V133H26ZM192 133V132H191ZM10 134H13V136H10ZM16 134V135H15ZM58 136H57V135ZM70 134V135H69ZM72 134H74L75 135V137H76V141H74L75 139H71V138H75ZM101 134H103V135H101ZM69 135V136H68ZM72 135V136H71ZM240 135H237V138H236V136L234 137V135H230L229 134V137H227L226 135L224 136H222V137H224L223 139H221L222 137H220L219 139H220V141L222 142L223 140H224V142L225 141H227L228 143H229V145L231 144L232 146L234 145V144H236L237 142H240V141H237V140H240L239 138H238V136H240ZM252 135H256V136H253L252 137ZM26 136V137H25ZM44 136V137H43ZM248 136H250L249 138H248ZM30 137V138H29ZM48 137V138H47ZM52 137H54V139L52 138ZM70 137V138H69ZM41 138H43L42 139V142H40L41 140ZM45 138V139H44ZM263 138V139H262ZM16 139L17 140H19L17 137H16ZM15 139V140H16ZM39 139V140H38ZM55 139H56V141H55ZM60 139V140H59ZM247 140V142H248V144H247V142H246V140ZM17 140L15 141V142H17ZM27 140L28 142H27V144H26V142L25 141ZM59 140V142H57ZM245 140V141H244ZM36 141V142H35ZM47 141H48V143H47ZM50 141V142H49ZM53 141V142H52ZM54 141L55 142H57V143H55V144H53L54 143ZM73 141V142H72ZM82 143L83 142V144L82 145H86L85 143H87L88 144V146H89V148H88V146L86 145V147H82V145H80L79 143ZM81 141V142H80ZM111 141V142H110ZM113 141V142H112ZM237 141V142H236ZM38 142H39V144H38ZM46 142V143H45ZM202 143H203V141H201ZM223 142V143H224ZM226 142V143H227ZM256 142V143H255ZM31 143V144H30ZM34 143V144H33ZM41 143H42V146H44L43 148H41L42 146H41ZM44 143V144H43ZM49 143H51V144H49ZM59 143H61V144H59ZM76 143H78V145L76 144ZM119 143V144H118ZM217 143H219V140H218V142ZM222 143V144H223ZM258 143H260V144H258ZM11 144L12 145H14L15 144V146H12L11 147ZM49 144V146H47V145ZM3 145V146H2ZM27 145V146H26ZM46 145V146H45ZM63 145V146H62ZM230 145V146H231ZM251 145V146H250ZM261 146V148H260V146ZM67 146V147H66ZM79 146V147H78ZM117 146V147H116ZM192 146V147H193ZM202 146H204V145H202ZM16 147V148H15ZM34 147V148H33ZM40 147V148H39ZM48 147V148H47ZM82 147V148H81ZM221 147V146H220ZM222 147H223V145H222ZM234 147V146H233ZM248 147V148H247ZM263 147V148H262ZM5 148H2V150H0V151H2L1 153H3V151H4V155H7V153L8 152H6V149ZM11 148H13L14 150H12ZM39 148V149H38ZM84 148H86L85 150H84ZM87 148L89 149V150H87ZM94 149V150H96V152H97V154H96V152L93 150L92 151V149ZM227 148H228V146H227ZM240 148H246V149H244V150H242V149H240ZM256 148V149H255ZM4 149V150H3ZM24 149V150H23ZM38 150V153H37V150ZM50 149V150H49ZM118 149H120V150H118ZM8 150V149H7ZM18 150V151H17ZM42 150H44L43 152H41ZM53 150V151H52ZM87 150V151H86ZM91 150V151H90ZM196 150V151H195ZM241 150V151H240ZM246 150V151H245ZM247 150H249V152H247ZM41 153H40V152ZM90 151V152H89ZM121 151V152H120ZM14 152H16V153H14ZM19 152H21V153H19ZM28 152V153H27ZM89 153V154H87V153ZM95 153V155H90V153H92V154H94ZM98 152H99V155H101L99 158L97 157L98 156ZM224 152H225V150H224ZM238 152H239V156H238ZM245 152V153H244ZM262 152H264V151H262ZM6 153V154H5ZM17 153H19V154H17ZM46 154V156H45V154ZM49 155H48V154ZM251 153V152H250ZM257 153H261V152H257ZM9 154H10V151H9ZM8 154V155H9ZM33 154V155H32ZM39 155V156H36V155ZM42 154V155H41ZM44 154V155H43ZM227 154V153H226ZM242 154H244L242 157H241V155ZM123 155V156H122ZM11 155H9L8 157H10ZM51 156L53 157V158H51ZM86 158H85V157ZM92 156V157H91ZM228 156V155H227ZM29 157H30V155H29ZM40 157V158H41ZM46 157V158H45ZM88 157V158H87ZM236 157V156H235ZM3 159H5L6 160V157H2ZM41 158V159H42ZM48 158H50V159H48ZM44 159H42V160H44ZM52 159H55V160H52ZM101 159V160H100ZM125 159V158H124ZM237 159H235V161H237ZM50 160V161H49ZM57 160V161H56ZM86 160H88V161H86ZM238 160V163H240V161ZM51 162V163H50ZM54 162V163H53ZM59 162H61V163H59ZM96 162H97V164H96ZM205 162H204V164H205ZM216 161H214V163H215ZM246 162V161H245ZM245 162L244 163H240V164H238L237 162H236V165L238 166V167H236V165L234 166V168H235V170L237 169V171H238V173H240V174H238V176H239V183L237 182V180H238V177L237 176H235V181L238 183V185L240 186V188H241V190H243L244 188V190L242 191L243 193H245V190H246V187H247V189H248V187H249V184H251V183H249V182H252L253 181V179H252V181H251V178H253L252 176L249 178V177H245V174L246 173H248V174H250L249 172L250 171H248V172H245L244 171V169L246 170V168L247 167H243L244 169H241L242 167L241 166H247V164H245ZM50 163V164H49ZM64 164V165H61V164ZM88 163H90V164H88ZM102 163V164H101ZM209 163H210V165L211 166H209ZM0 164H1V162H0ZM55 165V167H54V165ZM60 164V168L61 167H63V169H61V171L63 172V173H61V172H59L57 169V167H56V165H59ZM96 164V165H95ZM98 164H100V165H98ZM206 164L204 165V166H206ZM243 164V165H242ZM103 165V166H102ZM4 166V165H3ZM92 166H94L93 168H91ZM95 166H97L96 167V170H95ZM99 166H102L101 168L99 167ZM126 166V167H125ZM1 165H0V172H1ZM88 167L90 168L89 170H88ZM208 167L210 168V169H208ZM214 167V168H213ZM233 167V166H232ZM53 168V169H52ZM69 168V169H68ZM83 168V169H82ZM86 168H87V170L88 171H86ZM104 168V169H103ZM239 168V169H238ZM56 169V170H55ZM72 169V170H71ZM81 169V170H80ZM85 169V170H84ZM95 170V171H93V170ZM68 170H70V171H68ZM77 170V172H75ZM98 170H100L99 172H98ZM101 170H103L102 172H101ZM72 171V172H71ZM225 169H224V173H225ZM237 171H234V174L235 175H237L236 173H237ZM68 172H70V174L68 173ZM92 172H93V174H92ZM236 172V173H235ZM102 175H101V174ZM131 173V174H130ZM62 174V175H61ZM68 174V175H67ZM215 174L217 175V177H215L214 178V176H215ZM61 175V176H60ZM134 175V176H133ZM246 176H247V174H246ZM99 177H100V179H99ZM203 177V178H202ZM211 177H212V179H213V181H212V179H211ZM219 177V178H218ZM244 177V178H243ZM95 178V179H94ZM130 178V179H129ZM209 178V179H208ZM249 178V179H248ZM128 179V180H127ZM135 179V180H134ZM199 179V178H198ZM216 179H218V180H216ZM247 179V180H246ZM1 180V179H0ZM104 180V181H103ZM133 180H134V182H133ZM241 180V181H240ZM244 180H245V182H244ZM250 180V181H249ZM217 181H220V182H217ZM133 182V183H132ZM215 182V183H214ZM243 182V183H242ZM136 183V184H135ZM217 183H219V186L217 185ZM244 184V185H242V184ZM246 183H249V184H247L246 185ZM0 184L2 185H0V190H2L3 189V184H2V181L0 182ZM130 184L132 185V187L130 186ZM201 184V185H200ZM96 184H95V186H97ZM112 185H113V187H112ZM137 187H136V186ZM144 185V186H143ZM197 185V186H196ZM209 185H210V187H209ZM212 185V186H211ZM135 186V187H134ZM150 186V187H149ZM200 188H199V187ZM94 187V186H93ZM130 187H131V189H133V190H131L130 189ZM139 187H143L142 189L144 190H142L141 188H139ZM204 187V188H203ZM242 187H244V188H242ZM129 188V189H128ZM135 188H139L138 189V191H137V189H135ZM151 188V189H150ZM201 188H203V189H201ZM208 188V189H207ZM93 189V188H92ZM95 189V188H94ZM122 190V192H120L121 190ZM126 191H125V190ZM135 189V190H134ZM141 189V190H140ZM145 189H146V191H145ZM148 189V190H147ZM194 189V190H193ZM216 189V190H215ZM261 189V188H260ZM257 190L256 191V193H258L257 195H258V198L260 199V198H263V195H264V187H263V189L262 190ZM5 190V189H4ZM4 190H2V192L0 191V196L2 195V197H0V200H1V202H0V207H2V208H0L1 210L0 211H6V213H7V215H12L13 217L11 218V216L9 217V216H7L6 215V213H5V215L6 216H4V217H2V219L1 220H6V219H4V218H8L9 217V219L11 218V219H13V221H14V219H15V221L17 220L16 218H14V217H16V215L15 214H12L11 212H12V203H10V201H9V203L10 204H8L9 205V208H7L8 207V205L6 204V202L8 203V201H7V199L5 198V196H3V195H5L4 194ZM124 190V191H123ZM131 190V191H130ZM150 190V192H151V194L154 196V197H152L151 195H150V192H147V191H149ZM164 190L166 191V193L164 192ZM190 190V192H188ZM193 192H192V191ZM197 190V191H196ZM118 191H119V193H122V194H119L118 193ZM134 191V192H133ZM142 191V192H141ZM154 191H155V193H157V195L154 193ZM162 191L164 192L163 194H162ZM167 191H172V197L173 196H175L176 197V195L179 197V199H176V198H178V197H176L175 199H174V197L172 198L170 195V193L169 192H167ZM194 191L195 192H197L196 194L194 193ZM202 191V192H201ZM216 192V193H213V192ZM254 191H255V189H254ZM260 191V192H259ZM126 192V194H129L130 192L132 193V194H129V195H135V192H137V193H139V195L136 193V197H137V206H138V204H139V209L141 208V209H143V210H141L142 212H144V211H152L153 209V211H155L154 213L157 215V217H156V219L155 220H158V219H160V221L158 220V222L157 221H152L151 219V221L148 219V218H145V216H144V214L142 213V217H141V212L139 211V213H137V212H135V214L134 213H132V215H131V211L130 210H128V208H126L125 207V205L123 204L124 202H127L126 201V199L127 198H125V197H123L122 196V201H119V199L121 198L120 197V195H123L124 193ZM129 192V193H128ZM145 192V193H144ZM153 192V193H152ZM160 192H161V195H160ZM185 192V193H184ZM187 192H188V194H187ZM208 192V193H207ZM242 192L240 191V192H236L235 194H236V196L238 195V197L239 196H241L242 197ZM3 193V194H2ZM117 193H118V196L120 197H118L117 198ZM141 193H143V195L145 194V197L147 198H145L144 196H142V194ZM159 193V194H158ZM168 193V194H167ZM193 193H194V195H195V197H193L194 195H193ZM246 193H247V190H246ZM106 194V193H105ZM126 194H124V196H126ZM164 194H166V196L164 195ZM184 194H186V196L184 195ZM189 194H190V196H189ZM240 194V195H239ZM148 195V196H147ZM184 195V196H183ZM202 195H204V196H202ZM207 195V196H206ZM221 195V194H220ZM219 195V196H220ZM257 195H256V197H257ZM93 196V197H92ZM96 196V197H95ZM108 198H107V197ZM143 198H142V197ZM160 196V197H159ZM161 196H163V197H161ZM210 196V197H209ZM213 196V197H212ZM236 196H233V199L232 198H227V197H225V201L221 198V200H220V202H223V203H219L218 205H213V208H212V211H211V208H210V206H211V204H210V206H209V208L210 209H208V212L207 213H204L202 216H199V218H202L200 221H197L196 223L198 224H194V226L193 227H195V228H193L194 230L193 231H195V229L199 232V235L201 234V239L199 238L200 236L199 235H197L196 237H198L199 239H200V241L199 240H197L196 239V242H198L197 244H201L200 242H202L203 241V243H204V245H203V243L201 244L202 245V247L201 248H203L204 246H207V247H204L205 249H201L200 250V246L198 245V248H199V250H197V252H193L192 254H190V255H192V256H189L188 258H189V260H188V262L190 263H193L194 264V262H196L197 261V263L199 264V263H202V262H204L205 264H264V257L263 256H257L256 257V260H255V253H253L252 254V256L251 257H254V258H251V259H253L252 260V262H251V259H249L250 258V256H249V249L251 248V250H252V247L254 248H256L258 245H256L257 244V240H256V238H255V235H254V231H252L253 229L251 228V226H246V227H244V226H241L242 224H241V222L239 221L240 220V218H241V213H242V206H239V204H238V201H236V199H235V197ZM6 199L5 200V202L3 201L4 200V198ZM98 197H100V198H98ZM102 197V198H101ZM165 197V198H164ZM168 199H167V198ZM186 197H188V198H186ZM191 197V198H190ZM210 199H208V198ZM240 197V198H241ZM3 198V199H2ZM140 198V199H139ZM149 198H152V199H149ZM164 198V199H163ZM169 198H170V201H169ZM213 198V199H212ZM237 198V197H236ZM239 198V199H240ZM243 198H244V196H243ZM104 199H106V200H104ZM112 199V200H111ZM118 199V200H117ZM144 199H146V200H148V201H146V200H144ZM158 199V200H157ZM185 199V200H184ZM190 199H192V200H190ZM230 201H229V200ZM238 199V200H239ZM264 199V198H263ZM263 199H260V200H263ZM94 200V201H95ZM116 200V201H115ZM154 200V201H153ZM160 200H164L165 202H166V204H165V202L164 201H160ZM168 202H167V201ZM174 200V201H173ZM179 200L180 201H182L183 200V202H179ZM223 200V201H222ZM113 201V202H112ZM117 202L118 203V206H117V203L115 204V202ZM142 201L144 202V203H142ZM171 201H173V202H171ZM191 201H192V203H191ZM209 201H211L210 203H209ZM217 201V202H216ZM236 203H234V202ZM99 202V203H98ZM101 202V203H100ZM142 204H141V203ZM147 203V205H146V203ZM154 202V203H153ZM159 202H164V203H162V205L159 203ZM190 203V205H188V204H186L185 205V203ZM195 202V203H194ZM4 205H6V206H3V204ZM104 203H105V205H104ZM107 203H108V205H107ZM119 203H121V204H119ZM159 203V204H158ZM168 203H170L169 205H168ZM172 203H174V204H172ZM109 204H110V206H112V208H114V207H117V208H114L113 210H111L112 208L111 207H109ZM112 204H114V205H112ZM142 206H141V205ZM238 204V205H237ZM100 205V206H99ZM107 205V206H106ZM116 205V206H115ZM145 205V206H144ZM150 205V206H149ZM160 205V206H159ZM166 205H168V206H166ZM173 205H175V206H173ZM104 206V207H103ZM114 206V207H113ZM123 206V207H122ZM151 206H153V207H151ZM164 206V207H163ZM171 206H173V208H171ZM196 206L198 207V208H196ZM99 207V208H98ZM107 207V208H106ZM119 207V208H118ZM147 207V208H146ZM155 207V208H154ZM160 207V208H159ZM162 207V208H161ZM5 208V209H4ZM9 209V213H8V210L7 209ZM100 208H103L102 210L100 209ZM104 208H106V211H105V209ZM108 208H111L110 210L108 209ZM122 208H124V210H125V213H123V209ZM144 208H145V210H144ZM159 208V209H158ZM166 208V209H165ZM191 208V207H190ZM206 208V209H205ZM10 209H11V211H10ZM118 209H122V211H116V210H118ZM127 209V210H126ZM148 209V210H147ZM161 209V210H160ZM163 209V210H162ZM173 209V210H174ZM192 209V208H191ZM198 209V210H197ZM109 210V211H108ZM114 210H115V212H114ZM165 210V211H164ZM239 210V211H238ZM112 212V214H111V212ZM162 211V212H161ZM166 211H169V212H166ZM171 211V212H170ZM198 211V212H199ZM210 211V212H209ZM108 212H110V217H109V213ZM117 212H120V214H118ZM126 212H127V215H126ZM108 213V214H107ZM122 213V214H121ZM128 213H130L129 215H128ZM137 213V214H136ZM160 213V214H159ZM164 213V214H163ZM203 212H199V215L200 214H202ZM113 214H114V216H113ZM117 214H118V216H117ZM140 214V216H138ZM206 214V215H205ZM135 215H137V216H135ZM161 215V216H160ZM163 215H165L166 217H165V219L163 218L164 216ZM240 215V216H239ZM119 216H120V219H119ZM124 216V217H123ZM128 216V217H127ZM129 216H131V217H129ZM111 217H115L114 219L112 218V220H110L111 219ZM122 217H123V220H122ZM133 217V218H132ZM141 217V218H140ZM163 219H162V218ZM240 217V218H239ZM18 218V217H17ZM118 220H117V219ZM125 218V219H124ZM145 218V219H144ZM166 218H167V220H166ZM9 219H7L6 221H9ZM109 219V220H108ZM130 219H132V220H130ZM137 219L139 220L138 222V224H139V226H138V224H137V227H135L136 226V223H137ZM108 220V221H107ZM134 220L136 221V222H134ZM150 222H152L153 224H154V222H155V224L157 225H152V223H150ZM166 220V221H165ZM109 221H111V222H113V224L112 223H109ZM119 222V224H117V222ZM132 221V222H131ZM146 223H145V222ZM147 221H148V223L150 224H148L147 223ZM162 221V222H161ZM141 222H142V224H144V225H142L141 224ZM164 222V223H163ZM202 222V223H201ZM133 223L135 224V226L133 225ZM130 226H129V225ZM142 225V226H141ZM149 225V226H148ZM152 225V226H151ZM201 225V226H200ZM145 228H144V227ZM151 226V227H150ZM100 227H102V228H100ZM111 227V229H108V228H110ZM154 227V228H153ZM156 227V228H155ZM160 227V228H159ZM238 227H241V228H243V229H239V231L237 230L238 229ZM129 228V229H128ZM133 229V228H137V230L135 231V234L133 233L134 232V229L133 230H131L130 231V229ZM144 230H143V229ZM150 228V229H149ZM152 228V229H151ZM202 230H201V229ZM103 229H105V231L103 230ZM115 229V228H114ZM141 229V230H140ZM154 229V230H153ZM157 229H159V230H157ZM129 230V231H128ZM143 230V231H142ZM205 230V231H204ZM237 230V234H238V237H237V235H236V239H234L235 237H233V239H232V236L230 235L231 233H234L235 231ZM240 230H241V232H240ZM244 230V231H243ZM146 231V232H145ZM20 232V231H19ZM18 232V234H20V233H22V232H20L19 233ZM142 232V234H140ZM150 232V233H149ZM202 232V233H201ZM231 232V233H230ZM239 232H240V234H239ZM125 233H123V235H126ZM143 233H145V234H143ZM161 233L163 234V232L161 231ZM138 234H140L139 236H138ZM253 234V235H252ZM127 235H128V233H127ZM126 235V236H127ZM137 235V236H136ZM145 237H144V236ZM146 235H147V237H146ZM156 235H157V237H156ZM207 235V236H206ZM17 236V235H16ZM134 236H136V237H134ZM204 236H205V238H204ZM134 237V238H133ZM139 237V238H138ZM156 237V238H155ZM161 237V236H160ZM206 237H210L211 239L209 240L208 238H206ZM230 237V238H229ZM17 238V237H16ZM127 238V237H126ZM145 238V239H144ZM152 238V239H151ZM254 238V239H253ZM112 239V238H111ZM110 238H109V240H111ZM132 239H130V240H132ZM162 239V238H161ZM206 239V240H209L208 242L207 241H204V240ZM228 240V241H227ZM254 240V241H253ZM162 241V240H161ZM212 241V242H211ZM230 241V246H229V244H228V242ZM256 241V242H255ZM206 242H207V244H206ZM211 244H210V243ZM225 242V243H224ZM234 244H233V243ZM27 243H29V242H27ZM26 243V244H27ZM210 245H209V244ZM23 244V243H22ZM22 244H20V246L22 245ZM25 244V243H24ZM24 244L21 246V248H25L26 247V250L25 251H28L27 249H29V253H31V256L33 257V258H36L37 257V259L38 260H40V261H42V259H43V263L45 264V263H48V258L47 257H45V258H43L44 256H48V255H46V254H48V253H46L45 254V252H43V251H45V250H43V249H41V251L40 250H37V252L35 251L36 249H33V246H32V244L30 245H28L27 244V246H26V244H25V246H24ZM212 244H213V246H212ZM225 244H228V248L226 249L225 248V246H227V245H225ZM210 247H209V246ZM251 247H250V246ZM31 246V247H30ZM247 246V247H246ZM248 246H249V248H248ZM30 248L31 249H33L32 251H34L33 252V254H32V252H31V250H30ZM35 248V247H34ZM229 248H231V249H229ZM244 248L248 251H244V253H243V250H244ZM255 248L253 249V251L252 252H254V250H255ZM37 249H39V248H37ZM223 249H226V252H227V250L229 249L230 250V252L229 253H223ZM24 250V249H23ZM203 250V251H202ZM205 250V251H204ZM24 251V252H25ZM204 252V253H203ZM251 252V251H250ZM246 253V254H245ZM26 254L27 255H30V254H28V252H26ZM36 254L37 255H39V257L38 256H36ZM45 254V255H44ZM194 254H196L195 256H193ZM200 254V255H199ZM222 254V255H221ZM248 254V255H247ZM202 255V256H201ZM219 255H220V257H219ZM222 256V257H221ZM245 257V258H244ZM40 258V259H39ZM195 258H198V260L197 259H195ZM242 258V259H241ZM220 259V260H219ZM247 259V260H246ZM190 260H192V261H190ZM193 260H195V261H193ZM199 260L201 261V262H199ZM216 260H218V261H216ZM241 260V261H240ZM250 262H249V261ZM255 260V261H254ZM248 263H247V262ZM242 262H244V263H242ZM188 263V264H189ZM190 263V264H191ZM204 263H202V264H204ZM183 264H187V263H183Z\"/></svg>","mask_w":264,"mask_h":264}]
</instances>
